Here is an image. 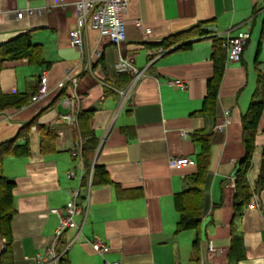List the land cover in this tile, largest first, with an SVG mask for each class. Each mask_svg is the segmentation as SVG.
I'll list each match as a JSON object with an SVG mask.
<instances>
[{
	"label": "crops",
	"instance_id": "crops-1",
	"mask_svg": "<svg viewBox=\"0 0 264 264\" xmlns=\"http://www.w3.org/2000/svg\"><path fill=\"white\" fill-rule=\"evenodd\" d=\"M76 1L0 0V44L27 33L32 43L40 45L42 58L41 64L24 57L4 61L0 92L12 95L35 90L40 74L46 76L41 97L0 112V142L33 121L27 132L29 154L4 156L0 165V173L14 182L12 264H58L60 257L68 264H264V186L252 192L257 207L247 208L251 194L233 217V174L244 154L240 115L253 93L256 75L264 77V0H128L124 41L111 44L87 28L80 51L67 36L76 28ZM26 9L34 11L15 17V12ZM134 20L142 27L134 26ZM200 22L205 23L202 28L207 33L189 38L187 47L176 48L187 41L167 49L159 45ZM240 31L248 32L249 38L239 61L224 59L214 114L195 113L212 73L211 36ZM95 50L100 51L99 58L92 55ZM124 56L132 57L139 75L128 98L120 103L117 90L132 79L130 75L126 84L116 86L114 64ZM68 71L74 86L65 80ZM175 80L184 87L173 84ZM73 93L79 99L78 113H89L77 120L76 128L56 138L54 151L39 154L36 126L59 128L54 120L67 112L63 99ZM222 121L223 128L214 130ZM89 131L97 140L91 163L104 168L109 183L90 184L86 189L79 182L86 171L80 161L73 165L70 148ZM195 132L209 136V162L193 254L194 233H174L178 214L173 195L184 189L183 178L195 171L199 152L192 138ZM23 141L20 135L17 143ZM263 143L264 104L246 173L251 187ZM172 157H187L191 164L169 167ZM67 172L73 176L68 178ZM74 189L80 200L87 195V202L82 201L84 216L74 217L78 228H68L54 238L58 215L51 210L62 209ZM95 241L106 246L103 254L92 251ZM4 247L0 235V252Z\"/></svg>",
	"mask_w": 264,
	"mask_h": 264
},
{
	"label": "trees",
	"instance_id": "trees-1",
	"mask_svg": "<svg viewBox=\"0 0 264 264\" xmlns=\"http://www.w3.org/2000/svg\"><path fill=\"white\" fill-rule=\"evenodd\" d=\"M204 22L197 23L196 25L168 36L159 42L163 49H167L170 45L179 41L182 44L178 45L177 49L187 47L190 42L189 38L201 37L207 33L203 30ZM224 38L218 36H211L210 45V61L212 64L211 76L205 83V94L202 98L200 109L195 112L212 116L214 114L215 102L219 81L221 79L223 64L225 59V52L222 47ZM27 58L32 64H41V48L39 44L32 43L27 33L19 34L10 40L0 44V68L4 61L13 60L17 58ZM114 78L118 79L117 87L126 84L130 75L127 73L115 72ZM36 91L15 93L12 95L2 94L0 92V112L6 108H18L24 105L30 96ZM264 104V77L258 73L256 75V85L253 93L248 101L247 107L240 115L241 123V141L244 147V154L236 164L233 174L234 196H233V217L241 212L251 196L252 192L264 186V143L260 149L258 174L255 181V186L251 187L247 181L246 173L250 165L251 153L254 148V137L256 133V126L261 114ZM89 112H80L77 115V120H81ZM33 121L28 122L20 127L18 132L10 139L0 142V165L4 156H19L29 154V144L27 140V132ZM39 132L38 152L44 154L55 150L56 137L54 130L49 127L36 126ZM85 134L82 139L80 147V161L83 171L87 172L91 167V184L109 183L108 176L102 166L92 164V156L94 154L97 140L92 132H83ZM22 135L24 141L17 143V139ZM72 136L75 133L72 132ZM194 141L199 144V152L195 155V171L185 176V187L181 191L173 195V206L178 214L177 221L175 222L174 233L184 230H190L194 233L191 241L193 247V254L196 252L198 245L199 227L202 219L204 193L203 184L207 173L209 162V136L195 132L192 135ZM72 158H75L72 155ZM13 180L5 177L0 173V235L4 239L5 247L0 252V264H12L10 256L9 244L11 241L10 232V219L14 213L12 203L11 190L13 188ZM80 185H84V177L80 180ZM58 264H68L66 258L60 257Z\"/></svg>",
	"mask_w": 264,
	"mask_h": 264
},
{
	"label": "built area",
	"instance_id": "built-area-1",
	"mask_svg": "<svg viewBox=\"0 0 264 264\" xmlns=\"http://www.w3.org/2000/svg\"><path fill=\"white\" fill-rule=\"evenodd\" d=\"M128 0H77L74 4L75 8V20L76 28L69 30L67 33L69 43L77 50H81L83 47L84 39L83 33L85 29L91 28L99 32L100 35L105 36L107 40L114 45H117L125 39V21L124 14L127 9ZM34 10L26 9L23 11L15 12V17L20 18L23 13L31 14ZM134 26L141 28L142 24L139 20H134ZM143 32L148 33V28H143ZM222 47L225 52L227 60L237 62L240 60L243 48L249 38V34L246 31H240L235 34H226L224 37ZM95 58H99L101 53L99 50H95L92 54ZM87 69L89 65L86 66ZM114 70L117 73H127L132 76L130 82L123 89H118L120 103H123L129 96V91L132 88L134 81L136 80L139 72L132 65V57L124 56L119 58L114 64ZM65 80L74 86V78L71 77L68 71L65 74ZM173 84L184 87L179 81H173ZM46 91V76L40 74L38 78V84L36 91L30 96L29 100L33 101L41 97ZM63 104L67 107V112L57 115L54 122L60 125L54 133L57 139L62 138L66 130L70 131L77 127V115L79 111V99L75 93L66 96L63 99ZM224 121L215 124L214 130H220L224 126ZM82 144V138L78 137L70 148L71 155L75 158L78 157L80 161V147ZM81 163V161H80ZM169 167L180 168L182 166L191 164V160L187 157H172L167 161ZM82 174V173H81ZM68 178L72 177L71 172H67ZM84 177V185L86 189L91 184V167L86 174L80 176ZM247 203V208L257 207V203L254 198ZM87 202V195H84L80 200L78 189L69 191V199L65 203L62 209H52L51 211L58 215V224L54 229V238H58L62 232L68 228H78L75 223L74 217L77 215L84 216L85 206L82 204ZM92 251L103 254L106 251V246L100 242H93L91 244ZM208 249L211 250L210 244ZM104 264H120L118 261L104 262Z\"/></svg>",
	"mask_w": 264,
	"mask_h": 264
},
{
	"label": "rangeland",
	"instance_id": "rangeland-1",
	"mask_svg": "<svg viewBox=\"0 0 264 264\" xmlns=\"http://www.w3.org/2000/svg\"><path fill=\"white\" fill-rule=\"evenodd\" d=\"M77 162H79V159H78V157H76V158H75V160H73V165H74L75 167H76V166H77V164H78Z\"/></svg>",
	"mask_w": 264,
	"mask_h": 264
},
{
	"label": "water",
	"instance_id": "water-1",
	"mask_svg": "<svg viewBox=\"0 0 264 264\" xmlns=\"http://www.w3.org/2000/svg\"><path fill=\"white\" fill-rule=\"evenodd\" d=\"M172 49H175V48H172Z\"/></svg>",
	"mask_w": 264,
	"mask_h": 264
}]
</instances>
